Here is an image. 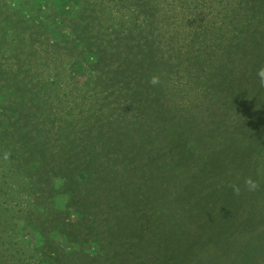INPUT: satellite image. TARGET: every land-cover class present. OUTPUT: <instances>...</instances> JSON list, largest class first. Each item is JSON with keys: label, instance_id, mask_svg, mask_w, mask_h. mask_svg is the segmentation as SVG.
Wrapping results in <instances>:
<instances>
[{"label": "trees", "instance_id": "1", "mask_svg": "<svg viewBox=\"0 0 264 264\" xmlns=\"http://www.w3.org/2000/svg\"><path fill=\"white\" fill-rule=\"evenodd\" d=\"M114 1L122 3V0H95L96 4H100L99 11L92 2L85 1L87 8L79 11L77 17L80 21L75 22L80 25L84 21L83 25L78 26L79 31L88 33L91 20L98 22L97 18L112 16L110 6ZM131 1H135L141 13H148L153 11L151 3L156 0H143L141 3H137L139 0ZM219 3L225 13L222 21L226 25V20L230 25L225 29L217 28L214 24L206 26L204 34L209 43L187 52L184 59L179 60L182 51L172 46L171 36L167 37L170 29L176 26L165 30L163 27L149 26V29L140 32L139 39L135 41L116 49H99L92 63L110 69L104 84H118V95L124 96L125 102L131 99L133 104L119 113H114L112 109L104 116L109 119L105 125L106 133L101 131L94 135L87 144L88 148L81 149L83 152H74L72 148L76 144L78 146L81 140L88 139L93 132L71 141L69 137L72 132L68 133V130L64 135H68L71 146L63 141L57 150L48 148L38 151L39 144L26 136L34 131L32 127L18 136L13 135L11 139L0 140V165L6 160L16 171L2 167V172L20 174L34 186H43L51 196L50 200L65 198L64 207L68 212L70 208H75L79 215L62 228L63 233L67 230V241L76 249L71 247L67 252H55L51 264H61L64 260L65 264H176L179 262L175 261L177 257L183 258L184 244L179 241L183 234L178 230L183 228L184 223L168 221L170 213L186 214V208L190 209L192 203L202 206L201 209L197 206L198 212H209V209L217 212V191L226 185L224 182L217 185V176L210 181L206 179L210 173L217 175V161L214 156L206 158L211 150H204L200 156L197 151L208 138H212L209 144L215 145V134L211 137L206 132L203 143L198 136H188L190 122L182 117L179 109L169 108L166 94L175 83L179 62L182 70H187L192 76L193 81L190 77L189 84L194 86V91L216 86L229 100L227 91L235 89L237 97L241 96L245 101L246 95L242 96L240 92L246 87L252 89L251 85L255 88L264 85V0H220ZM122 5L123 16L125 14L127 18L131 9L125 3ZM4 15L8 16V13ZM160 21L168 22V19L163 16ZM201 30V27L196 29L193 36L201 33ZM157 33L164 34L166 39ZM25 40L22 33H12L8 27L0 26V82L9 78L10 68L16 69L17 74L23 68L22 73L32 77L29 64L24 63L25 58L31 56L38 63L34 76L42 77V68H49V64L39 62L49 61L53 48L42 46L38 39L33 42ZM38 45L36 50L35 46ZM101 52L103 56L99 58ZM37 57L41 60H37ZM17 76L15 82L20 84ZM41 80L39 78L36 82ZM34 81L35 77L31 84ZM24 82L29 81L22 80V84ZM6 86L0 83V96H10V91L3 89ZM29 86L36 87V84ZM45 90L46 94H39L47 96V99H51V96L54 99L53 96L59 93L58 90L52 93L54 89ZM11 98L0 97V104ZM112 99L111 95L110 102ZM130 119L141 121L133 122ZM92 144L98 145L99 149H94ZM22 166L26 167L25 175L20 171L23 170ZM226 168L228 170L229 167ZM57 182L60 184L57 185ZM251 183L249 188L243 185L238 192L233 188L229 193L232 200L227 209L218 211L224 217L237 214L244 221L234 230L229 228L228 220L221 231L217 230L209 236L205 243L207 250L218 258L212 264L264 263V233L260 236L254 228L256 225L258 230L260 228L264 232V183L261 188L256 186L254 180ZM2 184L0 181V223L7 225L9 201L3 199L6 193L1 188ZM69 226L75 231L68 230ZM244 227L245 231H251L249 235L238 232L239 228ZM172 235L179 244L178 255L170 254ZM90 243L97 248L94 254L82 250V245ZM0 264H3L1 259ZM193 264L208 263L195 261Z\"/></svg>", "mask_w": 264, "mask_h": 264}, {"label": "rangeland", "instance_id": "2", "mask_svg": "<svg viewBox=\"0 0 264 264\" xmlns=\"http://www.w3.org/2000/svg\"><path fill=\"white\" fill-rule=\"evenodd\" d=\"M85 1L92 2L97 11L101 9L95 0H0V26L8 27L12 33H22L26 38L25 42L34 37L42 46L48 45L53 48L49 61L37 57V60H41L40 64H49L48 69L42 68V77L34 76L38 63L35 57L31 56L25 58L24 63L29 64L32 77L22 73L23 68L19 74L16 73V69L10 68L9 78L0 82L7 85V88L2 87L3 89L10 91V96H0L1 99L12 97L8 101H1L0 104V140L11 139L13 135L18 136L23 130L32 127L34 131H30L26 136L39 144L38 151L48 148L57 150L63 141L71 146L72 143L67 140L68 135H64L68 130L70 131L68 133L72 132L69 137L71 141L93 132L88 139L81 140L78 146L76 144L72 148L74 152H83L81 149L88 148L87 144L94 135L101 131L106 133L105 125L109 119H105L104 116L112 109L114 113H119L121 109H129L133 104L131 99L125 102L124 96L118 95V84L112 83L111 86L104 84L110 69L99 63H92L99 49H116L120 45L135 41L139 39L140 32L143 29L146 31L149 26L159 29L163 27L164 30L176 26L170 29L171 34L169 32L167 37L171 36L172 46L177 51H182L180 60L184 59L187 52L209 43L204 34L206 26L214 24L213 26L217 28L225 29L230 25L226 20V25L222 21L225 13L220 6V0H156L151 3L153 11L148 13H141L135 1L122 0V3L114 1L110 6L112 16L97 18L98 22L91 20L89 32L83 34L78 26L83 25L84 21L80 25L75 22L80 21L77 17L79 11L87 8L84 6ZM142 1L139 0L137 3ZM123 3L131 9V14L127 18L125 14L123 16ZM6 13L8 16L4 15ZM163 16L168 22L160 21V17ZM232 21L233 19L230 20L231 23ZM179 26L184 27L177 29ZM200 27L203 31L193 36V32ZM157 34L166 39L164 34ZM35 39L32 38L30 42ZM38 48L39 45L35 46L36 50ZM96 48L98 49L95 52ZM101 56L102 52L99 58ZM179 64V71H175V83L166 94L169 108L179 109L182 117H186L190 122L188 136L190 134L198 136V140H202L203 143L206 138L203 135L206 132L211 137L215 134L217 139L215 145L209 144L212 138H208L197 151L199 155L204 150L208 152L211 150L203 157L214 156L218 171L217 175L208 174L206 179L210 181L217 176V185L224 182L226 187H221L217 191V212H212V209H209V212H198L196 208L200 207L199 203L197 205L192 203V207L188 203L190 209L186 208V214L170 213L168 221L184 223L183 228L178 230L183 234L179 238L184 244L183 258L177 257L175 261L179 262L176 264H189L188 262L193 264L195 261L212 264L218 258L207 250L205 243L209 236L215 234L217 230L221 231L228 224V220L229 228L234 230L242 226L244 221L239 219L237 214L224 217L218 212L227 209L232 200L229 198L231 190L234 188L235 192H238L243 185L250 187L252 180L258 188L264 183V85L256 88L251 85L252 89L246 87L240 92L242 96L246 95L245 101L241 96L237 97L235 89H231L227 91L228 100L216 86L194 91V86L189 84L190 77L193 81L192 76H189L187 70H182L181 62ZM16 76L20 79V84L15 82ZM34 77L35 81L32 84H36V87L29 86L32 85ZM39 78L42 80L38 83L36 81ZM25 79L29 82L22 84V80ZM45 89H54L52 90L54 94L58 90L59 93L53 96L54 99L52 94L51 99H47V96L39 94H46ZM111 95L113 99L110 102ZM49 139L50 141H47ZM92 146L99 149L96 144ZM3 161V165H0V181L3 182L1 188L6 193L3 199L9 201L7 206L9 211L6 214L8 224L0 223L2 263L51 264L50 260L55 252H67L71 247L76 249V246L67 241L65 234L67 230L62 232L63 225L68 224L70 219L74 221L78 218L76 209L70 208L68 212L64 207L65 198L63 200L56 197L50 200L51 196L43 186H34L25 176L13 173L16 172L13 170L15 167L6 160ZM2 167L13 172H2ZM22 168L20 171L25 175L26 167ZM59 184L57 182V185ZM248 188L246 190H249ZM227 194L229 195L225 197ZM246 220L248 221L247 218ZM254 228L258 235L262 236L264 232L260 231V228L258 230L256 225ZM67 229L75 231L70 226ZM244 229L245 227L239 228L238 232L249 235L251 231L247 232ZM171 248L170 254L178 255L179 244L174 236ZM82 250L94 254L97 248L90 243L82 245ZM65 262L66 260L61 264Z\"/></svg>", "mask_w": 264, "mask_h": 264}]
</instances>
